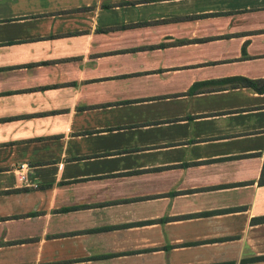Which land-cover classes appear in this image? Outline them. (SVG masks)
<instances>
[{
  "label": "crops",
  "instance_id": "1",
  "mask_svg": "<svg viewBox=\"0 0 264 264\" xmlns=\"http://www.w3.org/2000/svg\"><path fill=\"white\" fill-rule=\"evenodd\" d=\"M235 77L264 78V0H0V264H264Z\"/></svg>",
  "mask_w": 264,
  "mask_h": 264
},
{
  "label": "trees",
  "instance_id": "2",
  "mask_svg": "<svg viewBox=\"0 0 264 264\" xmlns=\"http://www.w3.org/2000/svg\"><path fill=\"white\" fill-rule=\"evenodd\" d=\"M228 80L236 81L237 84H240V86L253 87L259 91L264 90V78L258 79V80H252V79H248L245 77H235V78H230ZM259 183L264 184V166H263V170L261 172ZM218 264H234V262H222V263H218Z\"/></svg>",
  "mask_w": 264,
  "mask_h": 264
}]
</instances>
